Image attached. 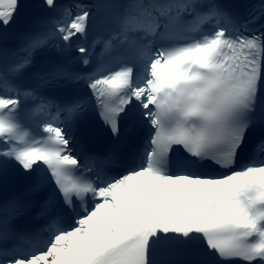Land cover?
Returning <instances> with one entry per match:
<instances>
[{"label":"snow or ice","instance_id":"snow-or-ice-1","mask_svg":"<svg viewBox=\"0 0 264 264\" xmlns=\"http://www.w3.org/2000/svg\"><path fill=\"white\" fill-rule=\"evenodd\" d=\"M22 7L0 0V168L29 178L0 264H264V0H39L17 31ZM122 120L143 139L113 172Z\"/></svg>","mask_w":264,"mask_h":264}]
</instances>
